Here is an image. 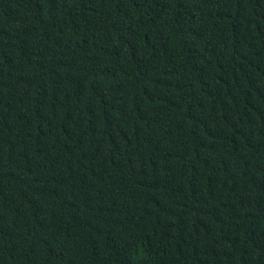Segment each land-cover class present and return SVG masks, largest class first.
I'll return each instance as SVG.
<instances>
[{
  "label": "trees",
  "instance_id": "obj_1",
  "mask_svg": "<svg viewBox=\"0 0 264 264\" xmlns=\"http://www.w3.org/2000/svg\"><path fill=\"white\" fill-rule=\"evenodd\" d=\"M0 264H264V0H0Z\"/></svg>",
  "mask_w": 264,
  "mask_h": 264
}]
</instances>
